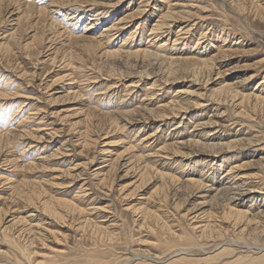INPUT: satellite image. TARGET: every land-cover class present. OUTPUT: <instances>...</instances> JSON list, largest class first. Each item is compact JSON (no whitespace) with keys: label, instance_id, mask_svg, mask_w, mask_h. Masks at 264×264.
I'll use <instances>...</instances> for the list:
<instances>
[{"label":"rangeland","instance_id":"rangeland-1","mask_svg":"<svg viewBox=\"0 0 264 264\" xmlns=\"http://www.w3.org/2000/svg\"><path fill=\"white\" fill-rule=\"evenodd\" d=\"M60 1L0 0V91L7 95L0 98V133H33L19 139L12 138L14 142L11 148L15 151L12 155L5 152L6 148L0 150V249L6 251L9 257L0 254V264H7L6 259L15 261L17 250L8 242L5 234L14 236L18 228L27 225V222L13 225L14 221L22 217H26L32 225H40L35 227L40 234L36 236L31 233L30 238H34V244L29 245L26 240L20 242L28 251L33 252L30 261L34 263L46 260L57 264H83L94 259L110 263L115 261L114 259L119 261L139 254L141 259L161 258L166 260L165 264H209L210 261L213 264L214 260L209 261L206 258H212L214 254L216 256L219 250L222 251L221 248L228 246L217 245L221 241L231 244L230 240L234 237L233 240L240 238L242 241L243 238V241H246L243 242L245 245L241 246H247V242L251 240L256 242H251L255 245L254 248L258 243L264 244L261 242L264 240V196L263 199L261 196L254 198L253 195L258 193H248L242 202L237 200L232 203L230 200L229 203L237 204L238 209H250L248 217L261 216L258 217L260 220L256 219L259 223L254 220L248 225L247 220L242 219L244 222L229 226L230 221L223 215V210L227 207L222 203V200L233 197L235 191H238L234 189L236 186L242 191H248L249 189H246L254 185L264 187V167L260 164L261 160L264 161V109L254 112L249 102L240 103L239 96L232 98L218 95L220 88L227 84L232 87L240 86V91L251 95V104L255 102V94L264 97V0H238L237 3L245 7L243 11L237 10L230 2L224 0H198L204 2L203 5H208L209 16L204 24L209 25L210 29L203 43L196 45L199 49L193 54L200 52L203 57H208L222 53L223 50L226 55L221 56V59L224 61L219 67L199 74L196 81L194 79L191 82V77L181 78L171 80L162 88L150 89L148 93L154 91L153 97L147 95V83H152L158 76L147 77L144 72H157L160 67L167 65L162 64V61L151 64L134 55L125 56L126 51L135 50L138 46H148L147 36L160 13L167 11L166 3L157 2V9L153 13L151 4L146 7L145 13L132 17L123 32L111 34V44L104 42L108 41L106 35L103 39L106 48L103 49L89 39H68L67 33L82 35L84 32L90 37H98L112 22H118L137 9L139 0H124L120 3H116L118 0H112L111 3L109 0H99L103 4L99 7L108 9L111 16L104 14L96 25L92 24L89 15L80 19V16L72 17L71 12H62L68 5H62ZM181 1L170 2L182 4L188 0ZM28 5L38 9H46L48 6L47 10L49 8L50 11H47V15L53 16L57 27L47 26V20L36 25L39 20L36 16H23L20 22L16 20L23 14L21 9ZM12 7H20V13H11L9 10ZM59 8L62 10L55 12L54 16V9ZM84 9L89 7L83 8L82 11ZM92 26V30L87 31ZM179 26L180 23H177L171 28L169 47L178 33L176 31ZM14 30H17L16 38L8 41L7 35ZM57 30H66L67 33L55 34ZM133 30H137L135 35H132ZM140 31H144V35H141ZM199 33L200 30L194 32L185 48L176 46L175 55L192 54L188 48L190 44L195 45ZM166 38L167 36L153 40L155 46L160 45ZM6 45L8 48H5ZM117 48L122 52V56L106 54L107 49ZM22 73L25 75L19 77ZM69 74L71 76H68ZM142 75H145L143 77L147 82L136 88L130 87L131 81L141 78ZM187 87H190L188 97L193 105L183 104V110L189 108L183 111L185 117L181 123H177L181 118L173 115L176 111L171 108H167L168 114L171 115L169 118L148 122L144 128L141 126L143 123L137 122L131 126V123H127L130 116L120 114L133 108L143 111L144 106L157 109L159 105L170 103L178 88ZM22 104H25V108H21ZM132 118L142 119L140 114ZM209 118L218 119L220 125H214L210 129L198 125ZM125 124L127 129L123 128ZM158 125L157 135L148 139L150 147L143 150L146 145H140L139 148L128 149L134 138L148 137ZM140 126L143 130L138 134L136 130ZM41 133H45V139L42 142H34L33 137L41 136ZM47 133L52 134L49 136ZM251 137L259 139L258 145L245 144L236 147L239 145L237 143L235 147L227 148L229 142L234 144V141L242 142ZM188 139L200 140L202 146L215 143L218 150H223L214 156L204 154L187 158L179 155H154V151H158L164 144H178ZM86 140L89 143L83 146ZM30 141L36 147H30ZM54 150L59 153L54 155L55 158L52 156L55 154ZM140 153L147 155L145 161L138 158ZM164 158L165 160H160ZM205 159L207 161L203 163ZM234 161L238 164L248 163L240 171L247 175L245 184L239 182V176L228 178L229 175H226L230 165L228 163ZM147 163L149 173L140 175ZM32 164L40 166L30 168L29 165ZM183 164H187L186 167L180 168ZM159 170L172 173L171 175L180 180L171 183L169 178L160 177ZM190 177L199 180L204 178L205 184L201 187H190L186 181ZM166 180L171 189H165L163 182ZM236 181L237 183L231 184ZM166 190L170 197L167 201L169 208L160 207ZM58 198L74 202L81 210L70 212L66 206L58 203ZM46 203L56 205L63 215L46 210ZM153 211L162 216L160 221L153 218L144 223L148 212ZM165 222L169 226L167 229L173 226L171 231L164 229V233H169V237L171 232H174L171 235L173 237L182 233L192 239L193 235L194 238L200 237L205 225L218 223L224 239L214 230L209 233L217 236V239L220 238L216 239V245L206 249L208 252H199L200 250L194 248L188 256L182 253L173 254L177 250L175 248L165 254L163 239L160 238L163 234L161 226ZM245 224L246 229H243ZM58 249L63 251L57 253ZM252 251H255L256 256L259 250ZM226 256L228 259L229 255H223L221 260H215L214 264L225 262ZM198 260L200 262L196 263ZM136 261L137 258L134 262L125 264H135Z\"/></svg>","mask_w":264,"mask_h":264},{"label":"bare ground","instance_id":"bare-ground-1","mask_svg":"<svg viewBox=\"0 0 264 264\" xmlns=\"http://www.w3.org/2000/svg\"><path fill=\"white\" fill-rule=\"evenodd\" d=\"M53 1V0H52ZM102 1V0H101ZM112 0H109V2L111 3ZM115 1V0H114ZM124 0H118L116 3H120V2H123ZM171 0H139L140 3H138L139 5H137V9H135L131 14L129 15H126L124 17H122L118 22L114 21L110 24V26H108V28H105L103 33H101L98 37H90L88 36L87 33H84L82 35H75V34H68L66 32V30H57L55 34H65L67 33V37L68 39H89L91 41H94L96 42L98 45L102 46L103 49L106 48V44L105 43H108V44H111V40L113 39L111 36L113 34H116V33H120V32H123L126 27H127V24L129 23V21L132 19V17H138V15H142L143 13L146 12V7H149V5L153 4L152 5V13L154 12L155 9H157V2H165L166 5H167V11L164 12V13H160L158 19L156 20V22L152 25L151 29H150V34L149 36H147V41H148V46H145L144 48H142L141 46H138L137 49H133V50H129V51H126L127 52V56L125 57H128L131 56V55H134L136 56V58L140 57L142 60H145V61H148L150 62L151 64L155 61H162V64H166L167 67H160L157 72H150V73H147V70L146 72H144V74H146L147 77H150V76H158V78L156 77V79L151 83H147L149 88L148 91H147V95H151L153 97L154 95V91H150V89H155V87L157 88H162L164 87L166 84H168L171 80H180L181 78H190L191 77V82L192 80L195 79H198V76L199 74H203L205 71H211L213 69H215L217 66L219 67L224 60L221 59V56H225L226 53L222 50V53H218V54H212V56H206V57H203V55H200L201 53L200 52H197L195 54H193V52H196L199 48L198 46H196L197 44H201L203 43V40L207 37V33L209 32L208 29L209 28V25H207L206 23L204 24V22L206 21V19H208V16L209 14H207V9H208V5H203V3L201 1H198V0H188L187 2H192V3H187L186 1L183 2L182 4H178V3H172L170 2ZM183 1V0H182ZM181 1V2H182ZM224 1H228L230 2V5L233 6L234 8H236L237 10L239 11H243V9H245L244 6L240 5L238 0H224ZM104 2V1H102ZM108 2V3H109ZM51 3V2H50ZM55 3V2H54ZM60 3L62 5H65L67 4L68 7L64 10L62 9H57L55 10L54 9V16L56 13H58L60 10H62V12L66 11V13H69L71 12V14L73 15L72 17H75L76 16H80V19L81 18H84V15L86 16H90V20L93 22L92 24L96 25V24H99L100 20H101V16L103 17V15H108V16H111V13L108 9L104 8L102 9L101 5V2L99 0H61ZM107 3V2H106ZM115 3V2H113ZM112 3V4H113ZM21 4V3H19ZM60 4V7H62V5ZM162 4V3H161ZM202 4V5H200ZM58 5V4H57ZM107 5V4H106ZM48 7V6H47ZM47 7L46 9H42V8H36L34 6H31V5H28V6H25V8L21 9L23 11V14H21L18 19L16 20H19L20 22V19L24 16L26 18H29L30 17H33V16H36L37 18H39V20L36 21V25H40L41 22H45L47 20V26H50V27H54L56 28L57 27V23L56 21L53 19V16L49 17L47 15V11H50V9L48 8L47 10ZM56 7V6H55ZM59 7V5H58ZM85 7H89V9H84V11H82L83 8ZM11 8V7H10ZM14 8V9H13ZM82 8V9H81ZM163 9V8H162ZM16 10V12H15ZM11 13H20V7L19 8H16V7H12L11 10H9ZM21 11V12H22ZM53 11V10H52ZM68 11V12H67ZM56 12V13H55ZM52 13V12H51ZM241 13V12H240ZM49 14V13H48ZM26 15V16H25ZM68 15V14H67ZM104 15V16H105ZM131 15V16H130ZM86 16V17H87ZM140 17V16H139ZM143 17V16H142ZM149 17V16H148ZM62 18V17H61ZM53 19V20H52ZM79 19V18H78ZM22 21V20H21ZM177 23H180V26L177 27L178 30L176 32H178L176 34V36L174 37V39H172V45H170V47L168 46V41L170 39V32H171V28L175 27L177 25ZM247 26V25H246ZM93 26L91 28H89L87 31H90L92 30ZM62 29V27H61ZM138 29V28H137ZM197 30H200V36H199V40L197 39L195 45H189V48H188V51L191 52L192 51V54L190 53H183V55H180L181 53H178L179 55H175L176 53H174V48H176V46H180L182 48H185L187 43L189 42L190 38L192 37V35L194 34V32H197ZM17 30H14L12 33H9L7 35L8 37V41H12L16 38L17 36V33H16ZM86 32V31H85ZM135 32L137 33V30L132 32V35H135ZM142 31H140L141 33ZM54 34V35H55ZM112 34V35H111ZM107 35V36H106ZM131 35V36H132ZM141 35H144V31L142 32ZM95 36V35H94ZM107 38L108 41H104L103 42V39L104 38ZM167 38L165 40H163L161 43H159L160 45L158 46H155L154 44V41H156L158 38H161V37H166ZM48 37V36H47ZM152 37V38H151ZM127 38V37H126ZM130 38H128L129 40ZM133 39V38H132ZM144 39V38H143ZM223 39V38H222ZM154 40V41H153ZM130 41V40H129ZM160 42V41H159ZM170 42V41H169ZM180 43V44H179ZM141 44V43H140ZM158 44V43H157ZM179 44V45H177ZM9 45V44H8ZM8 45H6L5 48H8ZM90 45V44H89ZM139 45V44H138ZM52 46V45H51ZM155 46V47H153ZM188 46V45H187ZM216 46V45H215ZM10 49L12 50L11 48V45L9 46ZM50 47V46H49ZM123 47V46H122ZM131 47V46H130ZM94 48V47H93ZM25 49V48H24ZM115 49V48H114ZM105 51V50H104ZM184 51V50H183ZM181 52V51H180ZM225 54H224V53ZM108 53V55H111V56H122V52L118 50H106V54ZM200 53V54H199ZM220 54V55H219ZM211 55V54H210ZM133 58V57H132ZM135 58V57H134ZM139 60V59H138ZM179 65H182L181 67H178ZM8 74V73H6ZM23 75H25V73H22L19 75V77H22ZM68 76H71L70 74ZM141 76V75H140ZM145 75H142L141 78H138L137 80H132L131 81V86L132 88H136V87H139L143 82H147L145 81V77H143ZM160 76V77H159ZM6 77V76H5ZM13 77V76H12ZM15 77V76H14ZM18 77V78H19ZM193 78V79H192ZM12 79V78H10ZM13 80V79H12ZM116 84V83H115ZM112 85V84H111ZM119 86V85H118ZM129 87V85H128ZM112 88V87H111ZM89 90V89H88ZM106 91V90H105ZM116 91V90H115ZM190 87L188 89L187 88H178L177 89V93L175 94V96L173 97V99L170 101V103H166V104H162V105H159L157 109H153V108H147V106H144L143 107V111L141 110H138L139 108H136V109H131L129 111H126V112H121L120 114H124V115H128L130 116L128 118V121L127 123H131V126L132 124H135L136 122L137 123H143L141 126L145 127L146 126V123H150L151 121H156V120H159V121H162L163 119H166V118H169L171 115L168 114V110L167 108H171L173 110H175V114L173 113V115L175 116H178L180 117V121L178 120L177 123H181L182 122V119L185 117V114H184V110H187L188 108L186 107L184 110L182 108L183 107V104L185 103L186 106L188 105H191L192 101H191V98L188 97L190 95ZM132 93V92H131ZM136 93V92H135ZM107 94V93H106ZM130 94V93H129ZM156 94V93H155ZM188 94V95H187ZM98 95V94H97ZM125 95V94H124ZM219 96L221 97H228V96H231L232 98H235L236 96H239V99H241L240 103H243L245 101H247V103L249 102L250 103V107L252 108V110L255 112L256 110H262L264 109V97H261L260 94H255L254 95V104H251V95L249 94H245L243 91H240V86L238 87H232L231 85H224L220 88L219 90ZM106 96V95H105ZM4 97H7V95L3 94L2 91H0V98H4ZM12 97V96H11ZM104 97V96H103ZM107 97V96H106ZM25 98V97H24ZM100 98V97H99ZM175 98V99H174ZM39 99V98H38ZM113 99V98H112ZM178 99H180L178 102ZM219 100V99H218ZM236 100V99H235ZM121 101V100H120ZM225 101V100H224ZM36 102V101H35ZM122 102V101H121ZM22 103V102H21ZM195 103L197 104V101H195ZM199 103V102H198ZM239 103V102H238ZM248 103V104H249ZM193 105V104H192ZM25 106V104L23 105L22 104V107L23 108ZM185 106V105H184ZM241 107V106H240ZM25 108V107H24ZM41 108V107H40ZM242 108V107H241ZM245 109V108H244ZM21 110V109H20ZM182 110V111H181ZM122 111V110H121ZM125 111V110H124ZM99 112V111H98ZM173 112V111H172ZM171 112V113H172ZM93 113V112H92ZM245 113V112H244ZM29 114V113H28ZM110 114V113H109ZM137 114H140L142 119H136V118H132V116L134 115H137ZM243 114V113H242ZM35 115V114H34ZM40 115V113H39ZM105 116V115H104ZM123 116V115H122ZM42 118V117H41ZM23 119V118H21ZM117 119V117H116ZM37 120V119H36ZM118 120V119H117ZM21 121V120H20ZM19 121V122H20ZM41 121V120H40ZM220 121L218 119H215V118H209L206 122H203V123H199L198 125H201L205 128H208L210 129L211 127H213L214 125L217 126V125H220L219 123ZM31 123V122H30ZM33 123V122H32ZM37 124V123H36ZM203 124V125H202ZM129 125V124H128ZM196 124V126H198ZM31 126V125H30ZM33 126V125H32ZM138 127L136 132H139L141 130H143V128ZM178 126V125H177ZM200 126V127H201ZM35 127V126H34ZM40 127V126H39ZM218 127V126H217ZM50 128V127H49ZM123 128L127 129V126L126 124L123 125ZM130 128V127H129ZM262 128V127H261ZM20 129V128H19ZM32 129V128H31ZM213 129V128H212ZM29 130V129H28ZM158 130H159V125L156 127L155 130H153L152 133H150V135H148V137H142L143 139H139V138H134L132 141L133 143H131V146L128 148V149H134V148H139L140 145H146V146H143V150L144 149H147L148 147H150L149 145V141L148 139H152L153 137H155V135H157L158 133ZM216 130V129H215ZM7 131V130H6ZM10 131V130H9ZM208 131V130H207ZM212 131V130H211ZM264 131V130H263ZM262 131V132H263ZM44 132V131H43ZM11 133V132H9ZM42 134V133H41ZM49 136H51L52 133H47ZM149 134V133H148ZM210 135V133H208ZM29 135H33V133H29L28 131H25L21 134L18 133H14V134H1L0 133V150H4V148H6L5 152L7 154L11 153V155L13 153H15L14 150H12L11 148V144L14 142V140H12V138H22L23 136H29ZM44 134H42L41 136H36V137H33L34 138V142H42L45 138H44ZM146 135V134H145ZM143 135V136H145ZM82 136V135H81ZM137 136V134H136ZM138 137V136H137ZM160 137V136H159ZM47 138V136H46ZM52 138V137H51ZM96 140V139H95ZM194 140V139H193ZM20 141V140H19ZM27 141V140H26ZM137 141H140L139 143H137ZM148 141V142H147ZM200 141V140H199ZM198 140H194L192 141L191 139H188V141H185V142H179L178 144L174 143H169V144H164L162 147H160L159 149H157L158 151H154V153L156 152V154H154L155 156H169V157H172V156H176V155H179L180 157H185L187 158L188 156H199V155H204V154H208V155H217L219 152H221V150L223 149H220L218 150L217 148V145L214 143V144H204V146H202L200 143H199ZM232 141V140H231ZM80 142V141H79ZM136 142V143H135ZM152 142L154 143V141L152 140ZM26 143V142H25ZM84 145L83 146H86V144H88L89 142L86 140L83 142ZM152 143V144H153ZM221 143V142H220ZM237 143L239 145H237ZM259 143V139H255V138H248L246 141H234V144H232V142H229L227 145L229 147H235V145H237L236 147H241V146H244L245 144L247 145H258ZM36 144V143H35ZM47 144V143H46ZM65 144V143H64ZM45 145V144H44ZM19 146V145H18ZM30 147H36L33 143H31L30 141V144H29ZM46 146V145H45ZM221 146V145H219ZM222 148V147H221ZM10 149L12 151H10ZM35 149V148H34ZM60 149V148H59ZM186 149V150H184ZM27 150V149H26ZM55 151V150H54ZM59 152V150L57 151ZM26 153V152H25ZM53 153V152H52ZM55 154H52V156H56L58 155L59 153H56V151L54 152ZM153 153V152H152ZM41 154V153H40ZM166 154V155H165ZM170 154H172L170 156ZM153 155V156H154ZM240 155V154H238ZM22 156V155H21ZM46 156V155H45ZM45 156H40L41 157H45ZM54 156V158H55ZM137 156V155H136ZM147 156V155H146ZM145 154L143 153H140L138 155V158H140L141 160L145 161V158H146ZM151 157V156H149ZM239 156H237L238 158ZM24 158V157H23ZM35 158V157H34ZM40 158H37V159H40ZM49 158V157H48ZM163 158V157H162ZM36 159V158H35ZM264 159V158H263ZM17 159H12V161H15ZM133 160V159H132ZM148 160V158H147ZM160 160H165L164 159H160ZM182 160V159H181ZM7 161V160H6ZM19 161V160H18ZM207 161V159H205L203 161V163H205ZM224 161V160H223ZM39 162V161H38ZM155 162V160H154ZM187 162V161H186ZM141 163V162H140ZM151 163V162H150ZM149 163V164H150ZM153 163V161H152ZM182 163V161L180 162ZM185 163V162H184ZM188 163V162H187ZM202 163V164H203ZM79 164V163H77ZM76 164V165H77ZM153 164H156V163H153ZM201 164V163H200ZM227 164V163H226ZM230 164L228 167V172L226 175H229L228 178H233V177H240V180L239 182L245 184L247 181V175H245L244 172H240L241 170H243L246 166V164L248 163H237V161H234V162H231V163H228ZM260 164L262 165V167H264V161L261 160ZM42 166L44 165V162L41 164ZM131 165V163H130ZM146 167H145V170L140 174L142 175L143 173H149L148 170H150L149 168V165L148 163L145 164ZM152 165V164H151ZM157 165V164H156ZM187 164H183L180 166V168H183V166H185ZM211 165V164H210ZM209 165V166H210ZM223 165V164H222ZM28 166V165H27ZM40 165L38 164H32V165H29L30 168H33V167H39ZM79 166V165H77ZM110 166V165H109ZM153 166V165H152ZM215 166V165H214ZM186 167V166H185ZM251 167V166H250ZM116 168V167H115ZM179 168V167H178ZM153 169V168H152ZM68 172V171H67ZM110 172V171H109ZM160 172V173H159ZM176 173V172H175ZM158 174L160 175V177H162L163 179L164 178H169V182L171 183H174L178 177H176L175 175H171V174H168V173H165V172H161L160 170L158 171ZM150 175V174H149ZM263 175V174H262ZM144 177V175H143ZM79 178V177H78ZM201 179V178H200ZM204 179V178H203ZM199 180V179H195V178H192L190 177L187 181L188 183V186L192 187V186H199L201 187L202 184L204 183V180ZM245 179V180H244ZM180 180V178L178 179ZM232 180V179H231ZM165 181V180H164ZM203 181V182H202ZM101 182V181H100ZM253 182V181H252ZM164 183V187L165 189H171L169 186L170 183H167V180L166 182H163ZM162 183V184H163ZM237 183L236 182H232L231 184H235ZM205 184V183H204ZM230 184V185H231ZM257 184V182H256ZM229 185V186H230ZM239 185V184H238ZM207 186V185H206ZM235 187V186H234ZM239 187V186H238ZM249 187V186H248ZM83 188V187H81ZM230 188V187H229ZM240 188H242L240 186ZM227 189V188H226ZM225 189V190H226ZM235 190H238V191H235L236 193H234L233 197H228V198H225L224 200H222V203H223V206L224 207H227V209L223 208V215H224V218L227 220V221H230L228 222L229 223V226H235L237 223H240L243 220H247V225L249 222L251 221H254L256 220L258 217H261V216H258V217H254V216H251V217H248V213L250 209L248 210H244V209H238L237 207V204H234V205H231L229 202L230 200L232 201H237V200H240L239 202H242L244 197L249 193V195H252L253 193H258L257 195H253L255 196L254 198L256 197H260L261 198L264 196V187L262 188L261 186H257V185H254L252 186L251 188H247L246 190L248 191H242L240 190L239 188H237V186L234 188ZM245 189V188H243ZM251 189H254L256 191H252ZM178 190V189H177ZM230 191V189H229ZM232 191V190H231ZM172 193V192H171ZM81 194V193H80ZM85 194V193H84ZM191 194V193H190ZM40 195V194H39ZM36 196V195H35ZM85 196V195H84ZM60 198V197H59ZM57 199L58 203L66 206L70 212H73L75 210H81V207H78L74 202L72 203L70 200H67V199ZM54 199V198H53ZM168 199L170 200V197H169V194H168V190H166V192L164 193V195L162 196L161 198V204H160V207H165L167 208L168 207ZM263 199V198H262ZM55 200V199H54ZM48 201V200H47ZM50 201V200H49ZM255 201V200H254ZM30 202V201H29ZM52 202V201H51ZM219 202V201H218ZM214 203V202H213ZM243 204V203H242ZM45 208L46 210H49L50 212H53L54 214H57V215H63L62 212H60L55 206L56 205H51L46 203L45 205ZM237 206V207H236ZM163 207V208H164ZM169 208V207H168ZM243 208V207H242ZM248 208V207H247ZM169 210V209H167ZM264 211V210H263ZM2 213V212H1ZM33 214V213H32ZM146 214V213H145ZM144 214V216H145ZM197 214V213H196ZM254 214V213H253ZM252 214V215H253ZM34 215V214H33ZM207 216V215H206ZM210 216V215H209ZM42 217V216H41ZM161 215L159 213H157V211H153V213L151 212H148V217H145V221L144 223H147L148 221H150V219H155L156 221H160L161 219ZM263 217V215H262ZM163 219V218H162ZM211 219V218H210ZM259 219V218H258ZM257 219V220H258ZM262 219V218H261ZM256 220V221H257ZM260 220V219H259ZM212 221V220H211ZM24 222H27L28 224V227L27 225L23 226V227H20L18 228L15 232H14V236H10L8 234H5V236L7 237L8 239V242L10 244H12L15 249L17 250L16 254L14 255V259L15 261H12L10 259H6V262L7 264H57V263H49L51 261H38V262H35L34 261H30V256L31 254L33 253L32 251H28L24 246L21 245V240H26L29 242V245H32L34 244V238H30L32 236V234H36V236L38 235V233L40 231H36L37 229H35V227H39L40 225H37V224H34L32 225L31 222H29V220H27V218H18L16 221L13 222V225L14 224H19V223H24ZM225 222V221H223ZM244 222V221H242ZM241 222V223H242ZM258 222V221H257ZM226 223V222H225ZM255 223V222H254ZM259 223V222H258ZM167 223L165 222L162 226H161V232L163 231V234L160 236L161 239H163V243L162 245L164 244V251L163 253L166 254V252L168 251H171L172 249H177L175 252H173V254H176V253H182L184 255H190L189 253L192 251V249L194 248H197L198 250H200L199 252L201 251H204L206 249H208L209 247H211L212 245H216V239H217V236H214V235H211L209 232H212L214 230L217 231L218 233V236L222 237L223 234H221V228L219 229L218 226L220 227V225H217L218 223L216 224H212V226H210L211 224H208V225H205L203 227V229L201 230V235L200 237H196L194 238V235H193V239L192 238H189L188 235H182V233L180 235H176L175 237L171 236L172 233L174 232H171V235L169 237V233L166 235V232L164 233V229H167L169 226L166 225ZM20 225V224H19ZM196 227V226H195ZM9 228V227H8ZM7 228V229H8ZM102 229V227H100ZM173 228V226H172ZM172 228L170 227L169 231L172 230ZM229 228V227H228ZM90 229V228H89ZM243 229H246V224H245V227ZM242 229V230H243ZM256 229V228H255ZM10 230V229H9ZM8 230V231H9ZM182 230V229H180ZM7 231V232H8ZM13 231V230H12ZM105 231V230H104ZM175 231V230H174ZM184 231V230H182ZM3 232H4V228H3ZM6 232V231H5ZM11 232V231H9ZM111 232V231H110ZM160 232V233H161ZM180 232V231H179ZM178 232V233H179ZM186 232V230H185ZM227 231H225L226 233ZM13 233V232H12ZM32 233V234H31ZM159 233V235H160ZM187 233V232H186ZM216 233V232H215ZM214 233V234H215ZM235 233V232H234ZM243 233V232H241ZM253 233V232H252ZM40 234V233H39ZM33 235V236H34ZM113 235V234H112ZM174 235V234H173ZM190 235V234H189ZM199 235V234H198ZM261 235V234H259ZM111 236V235H110ZM202 236H203V239H202ZM172 237V238H171ZM192 237V236H191ZM219 237V238H220ZM40 238V237H39ZM218 238V239H219ZM223 238V237H222ZM234 238V237H233ZM233 238L230 240L231 244H227L226 241H221L220 243H218L217 245L221 244L222 245H228L227 247L225 248H221L222 251L219 250V253L214 254V256L212 258H206V260H214V263L217 261V260H221V258L223 257V255H229L228 259H227V256H226V261L225 262H219L218 264H264V244H259L258 245L256 244V248L255 245H252L253 243H251L252 241L255 242V240H251V242H247V246L249 244V246H241L242 245H245L244 243H246V241L244 242L243 241V238H242V241L241 239L239 238L238 240H233ZM38 239V238H37ZM36 239V240H37ZM202 239V241H201ZM217 239V240H218ZM224 239V238H223ZM259 240V239H258ZM42 241V239H41ZM24 242V241H23ZM159 242V240H158ZM213 244H212V243ZM229 242V241H228ZM244 242V243H243ZM262 243L264 242L261 241ZM161 243V241H160ZM235 243V244H234ZM251 243V244H250ZM256 243V242H255ZM253 246V247H252ZM243 248H246L244 251H241V249L243 250ZM256 249V250H259L257 251L258 254L255 256V251L253 252L252 250L253 249ZM160 249V248H159ZM217 249V247H216ZM240 249V250H239ZM195 250V249H194ZM28 251V252H27ZM63 250H57V253H61ZM207 251V250H206ZM210 251V250H209ZM213 251V249H212ZM162 252V251H161ZM193 252V251H192ZM191 252V253H192ZM197 253V251H195ZM208 252V251H207ZM206 252V253H207ZM211 252V251H210ZM159 253V252H158ZM212 253V252H211ZM214 253V252H213ZM217 253V252H216ZM0 254H6V258H9L7 257L8 254L6 251L0 249ZM162 254V253H161ZM208 254V253H207ZM206 254V255H207ZM210 254V253H209ZM193 255V254H192ZM200 255V254H199ZM212 255V254H211ZM210 255V257H211ZM46 256V255H45ZM54 256V255H53ZM132 256V255H131ZM162 256V255H161ZM47 257V256H46ZM57 257V256H56ZM141 255L139 254H134V256L132 257H129V258H125L123 260L120 259H117L119 261H116V259H114L115 261L113 262H106L105 260H101L99 261L98 259H94V260H89L88 262L89 263H83V264H125V263H129L131 261L134 262V260H136V258L138 259V261H136L137 263L135 264H159V263H164L165 261H163V259L161 260V258H158V260H156L155 258H151V257H146L145 259H141ZM152 257H155V256H152ZM159 257V256H157ZM156 257V258H157ZM205 257V256H204ZM209 257V256H208ZM122 258V257H121ZM151 260L149 261L148 260ZM167 259V257H165ZM24 259L26 260L24 262ZM202 260L204 261L203 263H205V260L202 258ZM216 260V261H215ZM86 261V260H85ZM201 261V259H200ZM199 260L196 261L197 262H200ZM208 261V262H209ZM77 262V261H76ZM87 262V261H86ZM133 262L131 264H133ZM74 263V262H73ZM213 263V264H214ZM60 264V263H59ZM69 264V263H68ZM71 264V263H70ZM165 264V263H164ZM173 264V263H171ZM197 264H200V263H197ZM202 264V263H201ZM209 264H212L211 261Z\"/></svg>","mask_w":264,"mask_h":264}]
</instances>
